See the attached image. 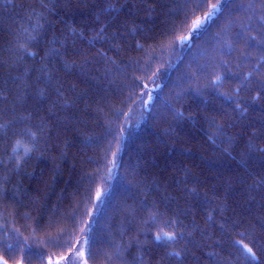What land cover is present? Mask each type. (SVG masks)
<instances>
[{
	"label": "trees",
	"instance_id": "16d2710c",
	"mask_svg": "<svg viewBox=\"0 0 264 264\" xmlns=\"http://www.w3.org/2000/svg\"><path fill=\"white\" fill-rule=\"evenodd\" d=\"M215 2L185 12L184 0H0V240L19 244L10 253L0 244L2 260L213 264L215 251L220 264H247L231 241L255 240L264 261V63L255 72L240 62L241 75L253 71L234 98L241 112L207 86L224 71L212 67L221 54L239 57L215 41L232 17L225 12L190 48L178 43ZM252 32L264 38L255 23ZM199 64L210 67L186 79ZM21 138L35 145L27 157L11 151ZM153 211L183 222L191 236L169 250L187 239L196 258L165 256L141 233ZM25 243L40 255L25 258ZM81 249L85 257L75 255Z\"/></svg>",
	"mask_w": 264,
	"mask_h": 264
},
{
	"label": "snow or ice",
	"instance_id": "6c2138e0",
	"mask_svg": "<svg viewBox=\"0 0 264 264\" xmlns=\"http://www.w3.org/2000/svg\"><path fill=\"white\" fill-rule=\"evenodd\" d=\"M194 7L191 9L192 11H196L200 8L204 7L205 0H184L183 11L187 12L189 10V6L193 5ZM227 13L228 17H232L228 19L226 25H224L220 32L215 34V41L221 53H223L224 49H228L227 55H234L236 52H239V57L234 61H230L225 58L223 54L218 57V62L212 66L215 69L223 68L224 71H216L210 80V84L207 86H211L214 91H216L217 95L222 98L225 103L234 104L235 109L240 110L241 112L246 111V109L242 108L241 104L236 102V99L239 97V93L242 88H248L250 78L253 75V71L258 72L261 69V64L264 63V38L257 39V34L252 32L253 23L256 24L257 32L264 30V0H247V3H244L243 0H216L215 3H211L208 5V11L203 14L202 17H198L192 21L191 30L188 36H183L180 38L178 43L181 46L191 47L192 38L198 39L200 36L206 34L210 28L212 27L213 22L219 20L222 16ZM235 12H243L245 14L244 19H239L233 16ZM233 29H236L233 32ZM229 33L231 35L229 36ZM228 37L227 40L222 39L223 37ZM30 39H34L30 37ZM243 41L244 47L240 48L238 42ZM24 48V45H21ZM161 47H163L161 45ZM256 48L259 49L261 55L256 60V65L253 71L245 72L241 75L239 69L241 67V61H248L252 57L251 49ZM27 51V49H25ZM182 59V58H181ZM152 60V57L149 56V61ZM236 65V70H233L232 65ZM171 66V65H169ZM210 66L207 64H199L196 71H193L189 76L185 73L186 79L198 80L199 74L206 73ZM159 69H157V73ZM157 73H153L155 76ZM225 80H235L239 81L238 84L235 85L232 92H222L219 89L223 86ZM257 97H253V99H257ZM153 99L152 95L149 94V100ZM178 115H183L182 113H178ZM4 126L0 125V129ZM219 131H223V127L219 128ZM25 133L30 137L31 140L36 139V133L32 132L30 129H25ZM18 149H23V155L27 157L30 153H32L35 149V145L32 144L29 146L27 143H24L23 138L17 139L12 146V153H18ZM115 155V153L113 154ZM11 159V157H10ZM2 163V162H0ZM17 166L20 164V160H16ZM113 167H116L115 160L112 161ZM111 171V169H109ZM110 178V177H109ZM106 191V190H105ZM2 194V193H0ZM97 199L102 200L103 194L101 192H97ZM157 228L158 230L152 233V229ZM141 233L145 236L151 234L152 242L156 245H159L162 248L166 249L165 256H175L180 258L183 253L191 254L194 258L195 253L191 252V249L188 247L189 241L185 239V245L182 250H177L172 247L169 250V246L178 242L180 239H184L187 235L191 236V233H185L183 222L179 221L178 218L164 217L163 214L158 211H153L150 213L148 218L143 221V227L140 229ZM94 237L89 233L85 239L83 240V244L88 246V256L91 257L94 246ZM133 243L136 245H142L144 242L136 240L133 238ZM218 246H220V242H216ZM0 244H4L3 240H0ZM231 245L234 248L239 249L240 255L247 262V264H264V261H261L260 256L257 255V251L260 250L258 242L255 240H251L249 243H244L243 240H233L231 241ZM251 245V246H250ZM5 250L7 253L12 252L14 248H19V244L6 243L4 244ZM128 247H132V243L128 245ZM256 249V250H254ZM24 252L25 258H30L32 254L37 256L40 255L38 250H33L31 245L25 243L24 248L22 249ZM123 251L121 248L117 247L115 250V255L117 257H123ZM75 255L79 257H85V251L81 249L79 252L75 253ZM207 255L213 259V264H220L224 258L220 255L219 252H209ZM111 259V256L108 257ZM65 257H61L60 260H65ZM142 259V258H141ZM239 259V258H237ZM0 264H7L6 260L0 259ZM48 264H54V262L49 258ZM58 264V262H57ZM83 264H87V259H84ZM228 264H234L233 261H228Z\"/></svg>",
	"mask_w": 264,
	"mask_h": 264
},
{
	"label": "bare ground",
	"instance_id": "6f19581e",
	"mask_svg": "<svg viewBox=\"0 0 264 264\" xmlns=\"http://www.w3.org/2000/svg\"><path fill=\"white\" fill-rule=\"evenodd\" d=\"M240 43H242V42H240ZM251 52L253 53V55H252L250 60L246 61V63H247V65L254 66L256 64V59H257L260 51H259V49L252 48ZM238 54H239V52H236L235 56H233V57H236ZM263 75H264V73L262 72L260 74V76H262L261 79L264 83V76ZM105 142H107V141L105 140ZM107 143L110 144L109 142H107ZM120 151H119V153H117V155L114 156V158L116 159L117 168H118V166H123L122 164H120V160H119L122 157V155H120Z\"/></svg>",
	"mask_w": 264,
	"mask_h": 264
},
{
	"label": "rangeland",
	"instance_id": "374dc122",
	"mask_svg": "<svg viewBox=\"0 0 264 264\" xmlns=\"http://www.w3.org/2000/svg\"><path fill=\"white\" fill-rule=\"evenodd\" d=\"M1 259V258H0Z\"/></svg>",
	"mask_w": 264,
	"mask_h": 264
}]
</instances>
